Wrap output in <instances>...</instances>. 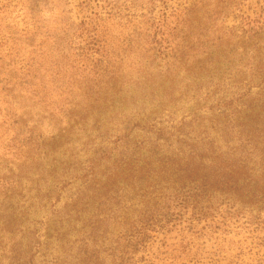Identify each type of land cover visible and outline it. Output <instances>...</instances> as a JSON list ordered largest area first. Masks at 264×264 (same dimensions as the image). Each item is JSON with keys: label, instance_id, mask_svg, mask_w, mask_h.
Instances as JSON below:
<instances>
[{"label": "trees", "instance_id": "obj_1", "mask_svg": "<svg viewBox=\"0 0 264 264\" xmlns=\"http://www.w3.org/2000/svg\"><path fill=\"white\" fill-rule=\"evenodd\" d=\"M138 1L144 5L154 0ZM252 1L195 0L184 15L174 13L176 18L153 22L150 30L138 33L136 43L165 44V49L174 51L179 65L186 66L185 76L191 70H197L195 75L212 72L208 79L215 97L221 89L232 93L231 97L218 94V104L209 108L211 114L197 112L172 128L155 124L154 118L143 122L110 110L114 99L111 91L98 101L106 105L102 111L110 115L109 123L100 121L101 110L80 108L75 100L60 99L62 95L55 100L53 92L60 90L55 85L48 88L44 66L49 59H43L35 75L29 69L15 72L16 88L31 95L45 110L29 121L5 115L11 119L0 129L11 136L13 162L18 158L26 165L48 147L52 153L58 151L57 145L48 144L42 131L52 125L54 117L65 125L72 121L73 128L87 120L91 124L66 136L65 147L72 146L76 136L73 147L78 148L68 150L71 155L66 153V167L72 170L68 181H79L66 203L59 205L66 186L54 201L49 176L38 184L36 202L29 190L24 193L21 187L31 177L28 170L23 176L11 175L14 187L1 193L11 201H3L4 213L0 215L4 220L0 264H130L139 244H145L176 211L192 209L196 218L207 219L213 204L220 202L264 210V10H260L259 0L255 6ZM246 3H250L246 12L251 14L246 17V31L220 32L224 28L221 19L235 10L241 15V6ZM173 34L182 40L174 46ZM53 44L50 52L43 54L51 55ZM97 44V40L90 43L102 51ZM211 47L217 51L207 55ZM107 77V70L95 77L98 97L101 82ZM253 89L258 92L252 93ZM7 122L10 125L6 129ZM119 124L122 132L111 140L110 132ZM36 176L37 180L41 177L40 170ZM54 181L56 177L51 183ZM46 198L45 205L51 211L40 224L31 215L37 207L43 209Z\"/></svg>", "mask_w": 264, "mask_h": 264}, {"label": "rangeland", "instance_id": "obj_2", "mask_svg": "<svg viewBox=\"0 0 264 264\" xmlns=\"http://www.w3.org/2000/svg\"><path fill=\"white\" fill-rule=\"evenodd\" d=\"M194 2L154 0L143 5V1L138 0H0V126L11 119L5 118L7 113L20 120H35L45 110L31 95L16 88L18 84L13 79L15 72L20 70L29 69L34 74L43 59H49L48 64L43 65L48 70V88L55 85L60 90L53 92V98L56 100L62 95L60 99L75 100L80 108L87 106L101 110L102 123H109L110 115L103 113L106 105L98 101L109 95L107 91H111L114 97L110 110L121 111L131 119L143 122L154 118L155 124L164 128H172L184 117L197 112L211 114L209 108L218 104V94L232 96L228 90L221 89L215 97L208 79L212 72L195 75L197 70H191L185 76L186 66L179 65L176 53L165 49V44L162 48L159 44L144 46L135 41L139 32L151 29L153 22L176 18V15L172 16L174 13L184 15ZM254 3L255 0L252 1ZM249 4L241 6V15L235 10L223 17L221 23L224 28L220 32L229 30L241 34L246 31V17L251 16L246 12ZM258 4L260 10H264V0H259ZM179 33L183 35L181 30ZM173 36L172 46L182 41L178 35ZM93 40L99 41L97 45L102 51L90 45ZM52 44V54H43L50 52ZM213 48L206 54L215 53L217 50ZM34 58L36 61L30 62ZM101 70L109 71L110 77L102 78L103 89L98 97L95 95L99 89L95 87V77ZM9 77L12 80H7ZM11 89L13 92H9ZM256 92L258 89L252 90V93ZM90 95L93 97L88 100ZM51 123L42 131L48 144L57 145L58 151L52 153V147H48L42 154L32 156L26 165L21 164L18 158H15L16 163L13 162L14 155L9 148L11 136L6 135L7 130L0 129V215L4 213L3 201H11V198L1 195L14 187L11 175L23 176L27 170L31 177L21 187L24 193L29 190V195L36 202L39 200L37 186L43 184L42 180L48 176L54 201L66 186L59 205L75 194L79 181L76 184L68 181L72 170L66 167V153L71 155L68 150L78 149L73 147L77 137H73L70 149L65 147L66 136L88 128L91 121L87 120L75 128L71 126L72 121L61 124L57 117ZM9 125L7 122L5 128ZM121 128L122 124H119L110 132L111 140L117 132H122ZM137 131L142 132L139 128ZM38 170L41 177L37 180ZM54 177L57 181L51 183ZM8 192L10 196L12 193ZM47 202L46 198L43 209L37 207L32 211L31 217L40 224L46 213L51 211V207L45 205ZM209 212L210 217L200 219L194 216L192 209L176 211L169 222L158 226L145 244H139L130 264H264V210L220 202L213 204ZM3 222V217H0V243L4 233Z\"/></svg>", "mask_w": 264, "mask_h": 264}]
</instances>
